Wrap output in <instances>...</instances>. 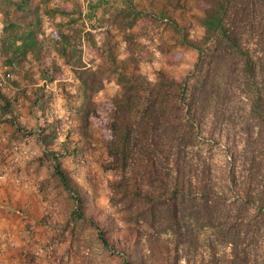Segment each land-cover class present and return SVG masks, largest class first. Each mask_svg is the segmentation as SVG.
Here are the masks:
<instances>
[{
    "label": "rangeland",
    "instance_id": "374dc122",
    "mask_svg": "<svg viewBox=\"0 0 264 264\" xmlns=\"http://www.w3.org/2000/svg\"><path fill=\"white\" fill-rule=\"evenodd\" d=\"M124 1L53 0L52 7L71 16L46 20V36L57 38V23L80 19L77 25L85 24V62L106 67L101 54L108 58L111 53L123 60L128 55L123 34L107 20L111 11L124 7ZM133 3L146 13L167 4L164 0ZM171 7L168 22L145 18L133 30L136 41L146 47L138 74L153 82L160 72L186 80L197 52L180 43L182 34L191 42L204 35L202 0H179ZM13 18L28 21L26 14ZM2 20L0 16V41ZM55 61L58 72L52 68ZM106 76L109 82L94 96L95 114L86 122L79 83L55 52L41 62L29 58L15 69L6 67L0 56V130L8 133L0 135L8 138L0 146L7 150L0 153L5 154V161L0 157V174L9 173L5 180L11 177L10 184L27 191L26 199L32 198L31 205L17 208V220L29 226L26 236L34 247L23 256L31 258V264H264V124L251 114L244 91L235 87L237 99L229 100L224 118L200 122L193 166L196 189L189 203H180L176 215L161 209L146 224L142 212L152 203L144 196L131 197L132 186L131 198L120 192L111 201V184L118 173L105 166L112 138V99L121 88L116 75L107 71ZM21 130L27 139L22 146L29 154L17 163L12 148L22 142L10 143L9 137ZM24 162L30 165L21 174ZM12 178H20L21 185ZM120 198L125 201L120 203Z\"/></svg>",
    "mask_w": 264,
    "mask_h": 264
},
{
    "label": "trees",
    "instance_id": "16d2710c",
    "mask_svg": "<svg viewBox=\"0 0 264 264\" xmlns=\"http://www.w3.org/2000/svg\"><path fill=\"white\" fill-rule=\"evenodd\" d=\"M52 1L0 0V56L5 66L21 68L29 58L41 62L55 52L79 83L86 122L95 114L94 96L109 82L107 71L116 75L121 90L112 99V138L105 166L118 173V180L111 184V201L115 202L120 192L127 198L144 196L152 203L142 212L146 224L162 210L176 215L180 203H189L196 189L193 166L201 120L224 118L229 100L239 93L236 87L244 91L251 114L264 124V0H202L206 4L200 20L204 35L191 42L182 34L180 41L197 52L193 70L183 81L160 72L155 82L138 74L146 47L136 41L133 30L145 18L168 22L167 11L179 0H164L167 4L152 13L137 10L133 0H125L124 7L111 11L107 21L123 34L128 55L118 60L113 53L108 58L101 54L106 67L100 64L97 68L92 64L95 61H84L85 24L77 25L80 19L57 23L58 37L46 36V20L71 16L52 7ZM15 14H26L28 21L15 20ZM59 67L53 62L55 72ZM1 98L8 103L7 97ZM131 186L135 192L130 197ZM123 201L120 198L119 202Z\"/></svg>",
    "mask_w": 264,
    "mask_h": 264
},
{
    "label": "crops",
    "instance_id": "0c3cea01",
    "mask_svg": "<svg viewBox=\"0 0 264 264\" xmlns=\"http://www.w3.org/2000/svg\"><path fill=\"white\" fill-rule=\"evenodd\" d=\"M22 132L23 130L14 132L13 136L9 137L10 143H12L14 140H21L18 142H22L21 145H25L27 139L23 138L24 135ZM0 135L8 136V133L4 134L3 130L1 129ZM3 146L5 147V145ZM4 147L2 150H0V153L5 150ZM5 151L3 152L5 153ZM0 157L5 161V154L4 156ZM29 165L30 164H27L26 162L21 163L19 172H25L24 170H27ZM1 170L2 169H0V173ZM29 178H32L31 175ZM10 179L11 177H9V180L0 179V237H2V239H0V264H31V258L28 257L27 259L23 256V253H27V250L32 251V249H34V247H32V242H29V237L26 236L30 228L29 226H25V223L23 224L20 222V220H17V208H19L20 205H24L25 203L30 204L32 198L30 197V199H26L24 195L27 194V191L24 192L20 190V188L12 186L9 182ZM21 194L24 197H22ZM34 206L35 205H32L30 207V209H33L31 216L36 215ZM9 241H14L15 247H10L7 245ZM26 256H28V254Z\"/></svg>",
    "mask_w": 264,
    "mask_h": 264
},
{
    "label": "built area",
    "instance_id": "2783aa9c",
    "mask_svg": "<svg viewBox=\"0 0 264 264\" xmlns=\"http://www.w3.org/2000/svg\"><path fill=\"white\" fill-rule=\"evenodd\" d=\"M8 77H10V75H8ZM39 133H41V131H38ZM8 142V138L5 136H1L0 137V146L1 144H7ZM12 152L14 153V160L15 162H19L20 159L22 157H25L27 154H29V151L24 148V146H19V145H15L14 148H12ZM7 172H5L4 174H0V179L1 180H5L8 177ZM12 182L15 183L16 185H21V179L20 178H12ZM1 245V242H0ZM7 245H9L10 247H14L15 246V242L14 241H9L7 243ZM11 264V263H10Z\"/></svg>",
    "mask_w": 264,
    "mask_h": 264
}]
</instances>
